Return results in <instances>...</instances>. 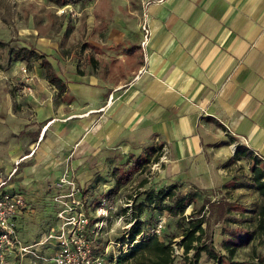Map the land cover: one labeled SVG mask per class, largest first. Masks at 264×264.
I'll return each mask as SVG.
<instances>
[{"label": "crops", "instance_id": "obj_1", "mask_svg": "<svg viewBox=\"0 0 264 264\" xmlns=\"http://www.w3.org/2000/svg\"><path fill=\"white\" fill-rule=\"evenodd\" d=\"M114 10L122 29L88 41L89 65L65 79L56 71L67 84L65 142L80 138L74 156L83 149L102 167L109 148L138 157L160 147V184L204 190L233 144L264 156V0H126Z\"/></svg>", "mask_w": 264, "mask_h": 264}, {"label": "rangeland", "instance_id": "obj_2", "mask_svg": "<svg viewBox=\"0 0 264 264\" xmlns=\"http://www.w3.org/2000/svg\"><path fill=\"white\" fill-rule=\"evenodd\" d=\"M123 1L126 0H88L84 4L63 8L48 0H0V41L7 43L0 50V182H6L4 190L19 192L26 199V208L18 219L20 237L25 243L40 241L47 229L57 228V206L53 196L62 191H57L52 185L66 166L81 193L87 196V209L92 214L97 201L114 185L113 169L118 165H129L136 156L121 154L118 148L112 147L102 167L88 165L89 155L83 149L74 156L80 138L69 144L65 142V121L68 119L63 113L66 110L65 99L60 100L56 90L44 78L39 61L28 65L33 77L32 92H23L20 89L23 78L20 66L23 62H9L8 47H32L46 54L55 71L65 79L72 69L79 71L89 65L83 56L84 51L90 49L91 42L88 41L108 38L114 32H120L122 27L114 24L113 13L115 5ZM121 32L128 33L126 28ZM50 118L53 123L37 144L34 140ZM231 150L235 152L234 147ZM27 155L30 157L25 158ZM93 158L92 161L96 162ZM152 165L150 163L135 172L131 180L109 199L116 210L109 213L95 235V243L106 247L108 255L116 254L122 248L112 242L119 240L125 230L124 224L131 217V214H126L127 207L123 203L128 199L139 201L145 190L157 191L171 185L159 183ZM222 168L225 172L219 183L207 188L203 194L206 199L220 203L223 200L228 205L223 218L204 208L208 219L205 237H210L212 245L222 254L227 253L225 241H232L237 246L232 256L236 261L255 260L256 255L264 253V241L256 232L261 198L253 187L250 162L246 157L228 160ZM182 183L178 189L182 193L195 187ZM204 198L200 194L186 208L185 214H190L193 208L198 209ZM119 215L124 216L122 221H117ZM152 216L156 219L155 225L164 220L159 234L161 239L176 235L178 241L181 230L176 225L177 218L155 212L150 216L148 211L140 218L146 220ZM203 225L205 227L206 223ZM248 233L251 235L249 240ZM35 249L41 250L42 246ZM178 256L176 264H181ZM129 263L131 261L126 262ZM197 264H213V261L202 252Z\"/></svg>", "mask_w": 264, "mask_h": 264}, {"label": "trees", "instance_id": "obj_3", "mask_svg": "<svg viewBox=\"0 0 264 264\" xmlns=\"http://www.w3.org/2000/svg\"><path fill=\"white\" fill-rule=\"evenodd\" d=\"M48 1L61 7L67 4H82L88 0ZM6 46V42L0 41V50ZM8 55L9 62L20 61L27 66L39 61L44 78L56 89L57 94L61 95L67 91L66 81L55 71L46 54L38 52L35 48L22 46L18 48L8 47ZM159 148L152 147L147 149L143 155L136 157L129 165L116 166L113 169L114 185L104 194L105 197L110 199L131 180L135 172L142 170L150 163L156 162L159 158ZM243 157H246L250 162L254 182L253 187L261 198L257 211L256 232L263 237L264 241V164L252 151L249 152L246 147L239 144L235 145V152L229 160H238ZM179 186H183V183H174L167 189L157 191L152 189L145 190L139 201L130 199L132 201L129 211L131 217L128 221L132 224L126 234H122L119 240L116 241L117 243H128L130 246L126 251L119 248L118 254L107 255L105 264H126L128 261H131L129 264H176V255H173L172 247L174 242L177 243L178 247L182 248V254L178 256L181 264H197L202 252L213 261V264H264V253L256 255L255 260L251 261L234 260L232 256L235 255L237 246L229 240H226L224 245L227 253H220L210 242L211 238L206 239L205 237L208 219L204 208L207 207L208 211L210 210L209 212L212 210L214 214L218 213L220 218H223L228 204L223 200L220 203V201L214 202L204 198L205 195L203 193L206 192L204 189L193 187L190 192L182 193L178 191ZM200 194L204 198L201 206L198 209L193 208L190 214L186 215V208L192 205ZM126 209L128 212L129 208L127 207ZM145 211H148L150 216L155 212V214L166 213L173 218H177L176 225L181 230L178 241H176V235H172L168 239H161L159 234L153 231L156 220L153 219L154 215L146 220L140 218ZM204 223H206L205 227ZM250 236V233H248V240ZM94 245L96 251H103V247H100L95 242ZM189 252H192V254L189 255Z\"/></svg>", "mask_w": 264, "mask_h": 264}, {"label": "built area", "instance_id": "obj_4", "mask_svg": "<svg viewBox=\"0 0 264 264\" xmlns=\"http://www.w3.org/2000/svg\"><path fill=\"white\" fill-rule=\"evenodd\" d=\"M64 8V7H63ZM64 9H61L63 12ZM144 38L141 46H145L148 40L149 28L145 23L141 26ZM23 76L20 89L23 92H32V75L28 66L23 63L20 66ZM235 149V145L233 144ZM261 163L264 164V156L253 152ZM14 172L11 174L13 175ZM6 182H0V264H105L108 250H95V238L98 227L110 212L116 210L115 204L105 195L101 196L89 213L87 196L81 193L73 174H70L66 166L62 170L58 180L52 185L57 189L53 200L56 203L57 228L47 229L40 241L25 243L20 237L18 229V217L26 208L27 202L24 196L16 191H6L3 186ZM132 201L128 199L123 205L128 207L129 214ZM123 215H119L117 221H122ZM164 220H159L153 228L156 234H160ZM131 222L124 224V232L131 226ZM139 237V236H137ZM126 251L130 246L128 243L112 242ZM42 246L36 250V246ZM173 255H181L182 248L177 243L172 244ZM181 250V251H180ZM119 253V250L116 254Z\"/></svg>", "mask_w": 264, "mask_h": 264}]
</instances>
